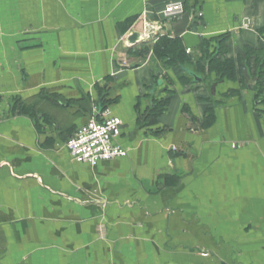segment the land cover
<instances>
[{"label":"crops","instance_id":"1","mask_svg":"<svg viewBox=\"0 0 264 264\" xmlns=\"http://www.w3.org/2000/svg\"><path fill=\"white\" fill-rule=\"evenodd\" d=\"M166 36L201 81L134 52ZM95 105L127 155L91 166L64 144ZM0 264H264V0H0Z\"/></svg>","mask_w":264,"mask_h":264},{"label":"built area","instance_id":"2","mask_svg":"<svg viewBox=\"0 0 264 264\" xmlns=\"http://www.w3.org/2000/svg\"><path fill=\"white\" fill-rule=\"evenodd\" d=\"M182 12V2L171 1L164 6L162 15L169 20L178 17ZM197 16H201V13ZM249 23V19L244 18L241 25L248 27ZM158 28L160 27L151 26L146 32V37L150 38ZM186 53L190 54L191 49L187 48ZM121 127V119L113 115L109 107L98 111L95 105L93 115L68 137L64 144L65 148L74 161L91 166L97 165L99 161L124 157L127 155V149L115 143L121 133Z\"/></svg>","mask_w":264,"mask_h":264},{"label":"trees","instance_id":"3","mask_svg":"<svg viewBox=\"0 0 264 264\" xmlns=\"http://www.w3.org/2000/svg\"><path fill=\"white\" fill-rule=\"evenodd\" d=\"M225 43V38H220L217 40L216 42V47L214 49V51L208 55H206L207 57V65H208V69L211 70H215L216 73L218 74V76L222 75V76H233L234 71H235V66H234V62L230 59H220V57H222L223 54V50H224V44ZM210 45L208 46L207 43H203L202 44V48L204 50V52L207 51L206 48H209ZM153 49V51L157 54L158 57L166 59L167 62L169 63H173V64H177V65H181L185 71L186 74L182 75V79L183 78H187L189 80L194 79L193 76L190 74V71L188 70L189 68H187L188 64H196L198 65V72L201 70L202 72H199L200 76L203 78V73L206 74V66L205 65H201V59H193L192 55H187L185 53L184 48H182L181 43L179 42L178 39H170L167 36L166 37H162L159 38L158 41L152 46L149 43H143L141 44L138 49L136 48L134 50V52H136V54L140 55L142 58H144L148 52L150 51V49ZM193 73V72H191ZM195 74V73H194ZM17 105V102L14 103V105ZM20 105V106H19ZM165 105V101L163 102L162 106L159 105V107H161L160 109H158V113L162 112V107ZM19 107H17L20 111V113H28L26 111L27 106H24L23 103H19L18 104ZM104 106H102L101 109H103Z\"/></svg>","mask_w":264,"mask_h":264},{"label":"water","instance_id":"4","mask_svg":"<svg viewBox=\"0 0 264 264\" xmlns=\"http://www.w3.org/2000/svg\"><path fill=\"white\" fill-rule=\"evenodd\" d=\"M129 42H131V45L136 44L139 41V34L138 32H133L131 35L128 37ZM190 74L193 76L195 81H201V77L196 76L194 73Z\"/></svg>","mask_w":264,"mask_h":264},{"label":"rangeland","instance_id":"5","mask_svg":"<svg viewBox=\"0 0 264 264\" xmlns=\"http://www.w3.org/2000/svg\"><path fill=\"white\" fill-rule=\"evenodd\" d=\"M159 25H160V24H159ZM159 25H158V26H159ZM160 30H161V28H158L156 31H160ZM153 39H154V38H152L151 40H153Z\"/></svg>","mask_w":264,"mask_h":264}]
</instances>
